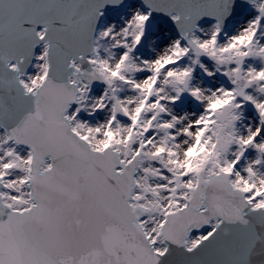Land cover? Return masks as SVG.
Segmentation results:
<instances>
[{"label":"snow or ice","instance_id":"obj_1","mask_svg":"<svg viewBox=\"0 0 264 264\" xmlns=\"http://www.w3.org/2000/svg\"><path fill=\"white\" fill-rule=\"evenodd\" d=\"M0 264H264V0H0Z\"/></svg>","mask_w":264,"mask_h":264}]
</instances>
